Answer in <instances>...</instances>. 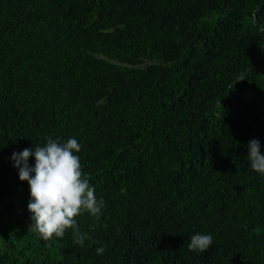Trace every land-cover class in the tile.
Here are the masks:
<instances>
[{"label": "trees", "instance_id": "16d2710c", "mask_svg": "<svg viewBox=\"0 0 264 264\" xmlns=\"http://www.w3.org/2000/svg\"><path fill=\"white\" fill-rule=\"evenodd\" d=\"M49 136L78 140L105 203L77 217L83 247L29 230L11 157ZM252 139L264 153V0H0V264H264Z\"/></svg>", "mask_w": 264, "mask_h": 264}, {"label": "clouds", "instance_id": "9594fccd", "mask_svg": "<svg viewBox=\"0 0 264 264\" xmlns=\"http://www.w3.org/2000/svg\"><path fill=\"white\" fill-rule=\"evenodd\" d=\"M244 79L241 74L236 81ZM81 147L74 137L62 142L49 136L44 146L36 144L35 149L25 148L12 154L20 180L27 181L30 186L31 198L27 207L33 223L29 230L38 233L45 241L54 236L63 238L66 231L71 230L73 244L83 247L89 237L80 231L77 217L88 212L99 219L105 207L103 198L97 199L94 186L82 170L83 165L77 155ZM246 147L252 170L264 175V153L260 141L252 139ZM33 156L35 165L30 166L29 158ZM213 242L211 234L196 233L189 237L188 248L203 253ZM105 250L106 246H101L96 253L103 255Z\"/></svg>", "mask_w": 264, "mask_h": 264}, {"label": "rangeland", "instance_id": "374dc122", "mask_svg": "<svg viewBox=\"0 0 264 264\" xmlns=\"http://www.w3.org/2000/svg\"><path fill=\"white\" fill-rule=\"evenodd\" d=\"M3 208V206H1V209Z\"/></svg>", "mask_w": 264, "mask_h": 264}, {"label": "bare ground", "instance_id": "6f19581e", "mask_svg": "<svg viewBox=\"0 0 264 264\" xmlns=\"http://www.w3.org/2000/svg\"><path fill=\"white\" fill-rule=\"evenodd\" d=\"M19 208V207H18Z\"/></svg>", "mask_w": 264, "mask_h": 264}]
</instances>
